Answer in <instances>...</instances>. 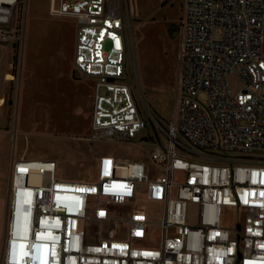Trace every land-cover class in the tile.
Returning a JSON list of instances; mask_svg holds the SVG:
<instances>
[{"label":"built area","instance_id":"1","mask_svg":"<svg viewBox=\"0 0 264 264\" xmlns=\"http://www.w3.org/2000/svg\"><path fill=\"white\" fill-rule=\"evenodd\" d=\"M28 3L0 0V42L18 57ZM52 3L77 21L76 70L97 80L89 140L133 144L149 162L100 155L90 181L57 177L53 159L13 162L2 264H264V0L180 1L170 125L135 96L126 0ZM30 171L43 181L20 182L26 210L16 182ZM140 184L152 208L137 200Z\"/></svg>","mask_w":264,"mask_h":264},{"label":"rangeland","instance_id":"2","mask_svg":"<svg viewBox=\"0 0 264 264\" xmlns=\"http://www.w3.org/2000/svg\"><path fill=\"white\" fill-rule=\"evenodd\" d=\"M180 1L126 0L128 27L131 34L129 58L139 70L135 96L143 112L150 111L151 108L153 115L166 125L175 122L178 70L176 68L177 72L175 71V59H167L166 64L161 62V59L166 45L165 38L167 35L171 37L173 26L177 25L179 21ZM52 10V0H29L27 16L29 25L51 27L59 23L55 19L68 21L63 17L54 16ZM176 37L179 44V33ZM42 42V47L54 46L45 43L44 40ZM40 45L41 43H39ZM61 49L63 52L66 49L63 43H61ZM169 52L175 54L177 45H174ZM83 79L84 88L86 80L89 79L88 84L94 82L93 78L90 77ZM91 109L92 103L85 96L82 110L80 113L77 112L75 116L79 125L73 126L69 119L72 113L34 107L25 104V95L21 96V102L16 109L10 133H3L0 129V196L5 192L4 186L10 191L9 196L11 195L12 171H8L11 161V159L8 161V153L12 156L14 151L17 158L25 155V158L56 160L58 168L55 174L62 179H69L66 174L69 175L72 171H79L80 176L84 175L83 172L92 171L89 160L84 162L86 166H78L71 161L75 145L91 149L94 161L99 155L116 153L123 157L143 159L149 162L144 149L133 144L118 143L112 138L89 141L88 137L92 134ZM147 132L148 129L142 130L139 137L147 134ZM83 153L76 151L75 156L81 155L83 157ZM177 171L175 177L182 179L183 174ZM8 174L10 175L9 181ZM9 200H11L10 197ZM190 206L195 209V205L191 204ZM233 214L230 209L224 210V217L228 221H231ZM93 228L92 223L82 219L81 229L87 235L93 234Z\"/></svg>","mask_w":264,"mask_h":264},{"label":"crops","instance_id":"3","mask_svg":"<svg viewBox=\"0 0 264 264\" xmlns=\"http://www.w3.org/2000/svg\"><path fill=\"white\" fill-rule=\"evenodd\" d=\"M64 19H68V21L71 22L55 19V21L59 23L51 27H34L33 25H29L27 18L25 43L21 57H18L19 55L15 50L14 42H0V129H2L1 131L3 133H10V127L13 124L16 109L23 95H25V104L51 111L58 110L72 113L69 119L73 126L79 125L75 116L77 112L80 113L82 110L84 97L86 96L88 101L92 103V129L97 80L90 77L93 78L94 82L88 84L87 81L89 77L82 75L76 70L74 57L77 21L76 19L74 20V18ZM44 33L46 34L44 35ZM42 40L54 46L42 47ZM39 43H41L40 46ZM61 43L65 45L66 49L64 52L63 49H61ZM83 78L88 79L85 82V88L83 85ZM90 80L92 81V79ZM74 150L71 161L78 166H86L84 162L89 160L92 171L83 172L84 175L81 176L79 171H72L69 175L66 174L69 178L66 180L90 181L96 179V164L100 155L97 157L96 161H94L92 158V150L88 147L83 148L82 146L75 145ZM76 151L81 153L84 152L85 154L83 153V157L81 155L75 156ZM109 154L116 156L120 161L133 159L120 156L116 153ZM22 158H25V155H22L21 158H17L15 151L12 156L8 153V161L11 159L8 171H12L13 162ZM9 178L10 175L8 174V181ZM4 189V194L0 196V264H2L1 260L7 236L6 221L8 223L10 201V191H8L6 186H4ZM137 200L142 203V209H147L148 207L152 208V205L145 198L143 184L139 185Z\"/></svg>","mask_w":264,"mask_h":264},{"label":"bare ground","instance_id":"4","mask_svg":"<svg viewBox=\"0 0 264 264\" xmlns=\"http://www.w3.org/2000/svg\"><path fill=\"white\" fill-rule=\"evenodd\" d=\"M24 160H37V159H27V158H22ZM44 160V159H43ZM40 171H30L29 173L25 174L27 175L24 178H20L17 180L16 185H17V190L19 193V199L20 202L23 204V208L26 210H29L30 207L25 203V200L27 199V193L25 191V187L20 183L23 179L25 182H27V186H33V187H38L41 186V183L43 181V176L39 173ZM45 193V191H44ZM34 198V197H33ZM49 200V198H48ZM52 216H45V218H51ZM44 219V224L42 225L44 228L48 229L49 233H52L53 226H56V224L53 222V220L45 221ZM39 264V263H38Z\"/></svg>","mask_w":264,"mask_h":264},{"label":"trees","instance_id":"5","mask_svg":"<svg viewBox=\"0 0 264 264\" xmlns=\"http://www.w3.org/2000/svg\"><path fill=\"white\" fill-rule=\"evenodd\" d=\"M177 25H179V21L177 22ZM165 39H166V41H165L166 45H165V48L163 49V53H162L163 58L161 59L162 60L161 62L166 64L167 59H169V58L171 60H172V58H173V60L175 59V64H176L175 71L177 72V70H178V38L177 37L172 38V37L167 35V37ZM174 45H177V52L175 54H174V52L173 53L169 52L173 48ZM176 68H177V70H176Z\"/></svg>","mask_w":264,"mask_h":264},{"label":"water","instance_id":"6","mask_svg":"<svg viewBox=\"0 0 264 264\" xmlns=\"http://www.w3.org/2000/svg\"><path fill=\"white\" fill-rule=\"evenodd\" d=\"M178 33H179V26L178 25H175L173 26V29H172V32H171V37H176L178 36Z\"/></svg>","mask_w":264,"mask_h":264},{"label":"flooded vegetation","instance_id":"7","mask_svg":"<svg viewBox=\"0 0 264 264\" xmlns=\"http://www.w3.org/2000/svg\"><path fill=\"white\" fill-rule=\"evenodd\" d=\"M144 129H148V131H149V130H151V126L147 125V126H145ZM144 129H143V130H144Z\"/></svg>","mask_w":264,"mask_h":264},{"label":"clouds","instance_id":"8","mask_svg":"<svg viewBox=\"0 0 264 264\" xmlns=\"http://www.w3.org/2000/svg\"><path fill=\"white\" fill-rule=\"evenodd\" d=\"M179 26V25H178ZM2 262H3V255H2ZM15 264H21L20 262H15Z\"/></svg>","mask_w":264,"mask_h":264}]
</instances>
